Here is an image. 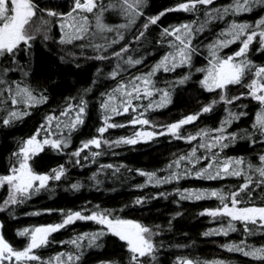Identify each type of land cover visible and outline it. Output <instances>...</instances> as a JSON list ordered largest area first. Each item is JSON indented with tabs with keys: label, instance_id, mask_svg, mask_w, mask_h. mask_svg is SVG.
<instances>
[{
	"label": "snow or ice",
	"instance_id": "1",
	"mask_svg": "<svg viewBox=\"0 0 264 264\" xmlns=\"http://www.w3.org/2000/svg\"><path fill=\"white\" fill-rule=\"evenodd\" d=\"M257 10L264 12V0H231L227 4H218L216 0H178L174 7L155 13L149 0H70L64 8L55 0H0V131L14 128L50 102L48 80L38 87L32 85L34 46L38 41L61 64L80 68L81 59L107 62L110 68L106 77L105 68L97 67L92 84L105 77L113 85L99 91L95 102L88 98L91 87L66 98L60 108L46 114L27 137L16 142L5 171L0 173V189L7 193L0 201V212H9L15 219L17 207L61 183H67L68 190L80 191L84 184L71 180V169L89 165H97L88 177L96 187L109 176L121 180L131 172L146 177L143 183L133 185L138 190L173 185L171 191L140 195L133 205L178 197L173 200L178 208L168 217L167 230L161 224L125 218L119 214L123 208L99 204L89 208L91 202H85L78 209L44 208L30 213L58 212L60 218L17 229L16 235L26 241L17 247L6 238V221L0 220V264H84L88 252L102 248L107 236L115 237L126 249L127 264H163V237L166 231H174V222L184 215L179 210L182 202L212 198L218 205L203 208L199 215L221 222L205 230L202 236L227 237L240 231L243 239L220 247L240 253L255 264H264V243L249 242L252 237H264V200H254L257 189L264 192V152L257 154L258 163L244 155L229 154L240 141L264 145V61L252 58L257 54L264 56V14L252 20L240 18ZM173 11L191 14L195 19L164 25L162 18ZM106 15L115 16L120 22L109 23ZM217 23L224 26L215 31ZM206 33H211L210 38L201 39ZM98 38L103 43H98ZM149 50L159 58L147 71L132 74L130 68L146 65ZM160 74H169L170 78L161 80ZM189 86L211 99L173 122L158 124L151 119L152 112L172 104L180 89ZM236 86L245 90L233 94ZM242 98L255 101L257 108L248 127L234 129L237 122L249 116V105L239 103ZM94 108L99 111L98 126L88 138L74 145V137L80 134ZM217 108L225 113L217 125L198 126ZM117 117L121 119L118 121ZM187 125L196 131L186 130ZM128 126L133 128L131 134L115 138L105 135L110 129L126 130ZM161 137L188 144L187 150L173 154L175 159L163 169L147 171L131 169L124 163L100 162L105 156H116L117 148L155 143ZM48 151L66 156V162L49 170L39 169L41 153ZM188 178L238 179L233 189L181 186L180 182ZM77 221L94 222L96 228L68 240H57L53 235ZM53 245L67 247L46 256L45 250ZM98 264L120 262L105 260ZM174 264L228 262L176 256Z\"/></svg>",
	"mask_w": 264,
	"mask_h": 264
},
{
	"label": "trees",
	"instance_id": "2",
	"mask_svg": "<svg viewBox=\"0 0 264 264\" xmlns=\"http://www.w3.org/2000/svg\"><path fill=\"white\" fill-rule=\"evenodd\" d=\"M178 0H149V7L153 13L161 11L165 8L174 7ZM231 0H216L218 4H227ZM55 3L62 8L66 7V3H70V0H55ZM264 14L260 10L256 13L244 14L241 19H255L259 15ZM195 19L191 14L184 13L182 11L168 12L162 18L163 24H175L177 22H185L187 20ZM106 20L109 23L120 22L119 18L115 16H107ZM222 23H217L214 27L215 31H218L220 27H223ZM153 35L156 34V29L153 28ZM211 33H206L201 39L210 38ZM98 43H103V40L97 39ZM147 47V45L145 46ZM158 56L151 55L149 50V56L145 66H137V68H130L132 74L139 72H145L148 70L155 59ZM257 62L264 61V56L255 55L252 57ZM200 62L203 63V58H200ZM81 67L75 68L70 64H61L58 59L43 47L41 42H37L34 46V69L35 76L32 80V85L38 87L43 84L45 80L49 82V95L50 102L47 106L39 107L32 116L26 118L23 122L17 123L14 128L7 131H0V173L5 171L8 164L9 155L16 146V142L22 137H27L38 125V122L48 114L50 111L60 108L66 98L70 96H76L78 93H82L85 88L91 87L92 93L88 94V98L95 102L99 91H104L106 88L112 87V83L108 81L106 72L110 66L107 62L101 64L100 61L84 60L79 61ZM199 66V65H198ZM105 68V77L97 79L96 85L92 84V81L96 79V68ZM200 74H197L199 76ZM15 78V77H13ZM170 78L169 74H160V79ZM245 89L236 86L232 89L233 94H238ZM211 99L206 93L198 91L196 87L189 86L187 89H180V91L174 96L173 103L166 108L158 109L151 113V119L158 124H166L182 118V116L192 113L197 110L202 103ZM242 104H248L249 116L244 118L242 122H237L234 125L236 127L245 128L250 125L254 119V114L257 108L255 101H249V99L242 98L239 102ZM225 115L222 108H217L215 114L205 116L198 126L203 127L217 125L220 118ZM118 121L120 117L116 118ZM99 111L98 109H92L90 118L86 121V125L81 129L80 134L74 137V145H78L81 139L88 138V136L94 132V128L98 126ZM150 127V126H149ZM188 131H196L191 125L185 126ZM133 131L132 126H128L124 129H110L109 133L105 135H111L115 138L118 135L131 134ZM188 148V144L185 141L178 140H166L161 137L157 142L141 143L136 146H123L115 149L116 156H105L101 159L102 163H124L131 169H144L147 171H153L163 169L165 165L175 159L173 154L179 155L184 153ZM87 151V150H86ZM264 152V145H252L247 141H240L229 152L230 155L240 156L244 155L250 157L254 163H258V153ZM42 159L38 161V168L41 170H49L56 167L58 164L65 163L67 157L56 152L48 151L47 153H41ZM68 167L71 168L70 165ZM97 165H89L85 168L71 169V180H80L83 182L84 187L80 191L68 190L67 183H61L59 187L54 188L51 191L43 192L38 196L32 198L31 201L20 205L15 209L16 218L13 219L9 212H0V220L6 221V238L13 242L15 246L21 247L26 242L25 238L18 237L16 230L32 226L40 223H48L57 221L60 216L58 212L51 214L44 213L42 215H30V213L44 208L51 209H78L84 205L85 202H91L88 205L89 208L92 205L99 204L101 207L106 208H123V212L119 213L125 218L137 219L141 222L148 224H161L167 230V219L170 214H173L178 206L173 203L174 199L178 197L171 196L167 200L163 198L152 199L149 203L143 206L133 205L134 199L140 195L153 196L158 190L171 191L173 185L165 186V188L157 189L154 186H146L142 190H138L133 187L135 184L143 183L146 177L139 175L138 173L131 172L125 173V176L121 180L109 178L104 180V183L99 187L93 185V182L88 179L91 173L95 170ZM159 175H163V172H158ZM103 179V176H101ZM238 178H226L223 181H208L203 179L188 178L182 180L180 185L183 187H226L227 189H233L236 185ZM242 182V180H240ZM7 195L6 191L0 189V201ZM256 203H260L264 200V192L259 189L256 190L254 196ZM218 201L215 198L205 199L202 201H184L182 202L181 210L184 215L178 218L174 222V231H166L163 237L165 248L162 252L163 264H174L176 256H188L193 258H199L201 261H227L228 264H255L250 258L244 257L240 253H231L226 249L220 247L221 244L230 241H239L243 239L240 231L230 233L225 237L222 235H214L211 237H203L202 233L210 227H216L221 221H212L210 217L200 216L199 213L205 207H215L218 205ZM127 205L128 207H125ZM227 223V218L223 221ZM96 228L94 222L91 221H77L74 225L69 226L60 233L53 234L57 240H68L74 235L91 231ZM255 241L256 243H264V237L256 236L252 237L249 242ZM177 244L187 245L185 248L176 247ZM61 245H53L51 248L45 250V255H53L55 251L60 250ZM112 260L119 261L120 264H127V252L122 248L120 243L115 237L107 236L102 248L93 249L88 252L84 258V264H98L99 261Z\"/></svg>",
	"mask_w": 264,
	"mask_h": 264
}]
</instances>
